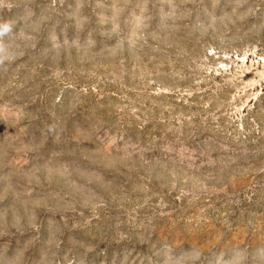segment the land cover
Instances as JSON below:
<instances>
[{
    "label": "rangeland",
    "instance_id": "obj_1",
    "mask_svg": "<svg viewBox=\"0 0 264 264\" xmlns=\"http://www.w3.org/2000/svg\"><path fill=\"white\" fill-rule=\"evenodd\" d=\"M0 32V264H264V0H0Z\"/></svg>",
    "mask_w": 264,
    "mask_h": 264
},
{
    "label": "clouds",
    "instance_id": "obj_2",
    "mask_svg": "<svg viewBox=\"0 0 264 264\" xmlns=\"http://www.w3.org/2000/svg\"><path fill=\"white\" fill-rule=\"evenodd\" d=\"M7 31H8V26L4 25L2 32H7ZM2 32H0V34H2Z\"/></svg>",
    "mask_w": 264,
    "mask_h": 264
}]
</instances>
